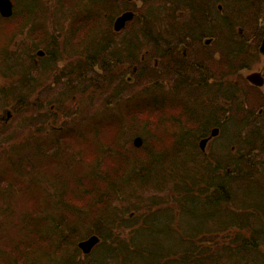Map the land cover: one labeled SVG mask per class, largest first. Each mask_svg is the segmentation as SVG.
<instances>
[{"label":"rangeland","instance_id":"obj_1","mask_svg":"<svg viewBox=\"0 0 264 264\" xmlns=\"http://www.w3.org/2000/svg\"><path fill=\"white\" fill-rule=\"evenodd\" d=\"M9 1L13 13L4 15L0 9V264H124L123 255L125 260L147 237L184 240L188 236L182 223L185 217H193L185 220L188 226L199 217L207 226L205 233L192 229L191 235L210 247L211 255H219L211 264H238L225 255L236 258V244L261 233L263 211L232 199L234 209L247 206L251 215L240 216L243 213L235 210L237 219L248 222L221 229L214 225L218 221L209 223L204 218L202 205L187 206L185 189L192 188L190 196L199 202L212 192L211 185L226 179L233 185L246 181L264 191V169L258 159L264 157V142L259 151H252L251 166H234L240 149L237 141L261 136L264 130L260 125L264 117V107L260 113L264 106L263 20L258 19L264 0H207L212 23L218 27L216 103L210 76L203 91L175 92L171 85L165 86L162 75L154 85V76L142 62L143 55L153 53L151 41L136 24L124 35L114 31L120 33L127 24L117 30L113 23L111 29V14L120 5L123 11L122 2L111 3V13L102 10L99 19L91 0ZM141 1L133 0L129 6L139 9L146 3L142 9L160 15L148 39H165L169 33L180 37L186 31L195 32L198 23H206L188 0ZM219 3L237 26L220 27L215 18L224 20L228 15L218 13ZM240 25L250 36L237 37L244 39L240 47L244 54L227 53L238 43L231 34L238 33ZM133 34L143 47L127 63L108 62L105 69L91 65L89 58H97V50L112 51V57L121 59L126 55L122 44ZM203 57L208 59V53ZM133 66L140 69L136 75ZM225 91L235 95L232 103ZM244 94L246 102L240 100ZM239 101L238 117L246 119L233 116ZM217 108L220 131L212 137L208 122ZM153 119L162 124L151 127ZM43 191L49 193L46 203L49 196L57 195L63 206L47 209V221L36 231L27 215L41 204ZM197 210L196 216L186 213ZM87 214H91L87 220L111 216L116 221L113 237L97 246L102 239L96 235L100 241L89 253L74 246L75 236L65 243L59 240L57 233L63 232L55 225L56 216H69L73 222ZM153 221L166 233L156 235L146 229ZM43 234L46 239L38 240ZM44 241H48L45 246ZM106 250L113 253L105 260L110 253ZM139 260L142 264L143 257Z\"/></svg>","mask_w":264,"mask_h":264},{"label":"trees","instance_id":"obj_2","mask_svg":"<svg viewBox=\"0 0 264 264\" xmlns=\"http://www.w3.org/2000/svg\"><path fill=\"white\" fill-rule=\"evenodd\" d=\"M91 1H92V3H94V11H92V12L95 13L96 17H99V19L101 17V13L104 10L107 12L110 11V9H111L110 4L111 3L122 2L125 5L123 7V11L126 9H130V8L134 9V7L132 8L131 6H129V3L126 2L125 0H91ZM142 1L144 2L145 0H142ZM144 4H146V3H144ZM221 4L219 3V5H218V9H219L218 13H220L221 15L227 14L228 16H226V17L224 16V20H217L216 18H215V20L218 21V24L220 25V27H228V28L232 29V27H235L238 25L236 22L237 20H235L234 17H233V19L229 18V14L227 13V8H225ZM188 5L191 7V9L193 11L199 12L201 14V16H204V19H208V20L213 19V17H211L210 10L208 8L207 0H202L201 2H195V4H193V2L191 0V2H189ZM120 6H118L119 8L116 7V8H118L117 10L115 8L116 11H114V14H111L110 25H111L112 30L114 29V28H112V26H113V23L115 20V13H117V14L121 13ZM220 6H221V8H219ZM134 10L137 12L135 18L130 23H128L127 26L125 27V29H123L120 33H117L115 31H114V33L116 35H118V34L124 35L134 24H136L139 27L140 31L142 33H144L143 37L145 39L150 40L151 43L157 42L158 40L148 39V37L150 36L151 32L156 27L155 25L158 22L159 12L158 13L156 11L150 12L149 10L147 11V9H140V8L134 9ZM109 13H111V12H109ZM207 13H209L208 15H210L209 16L210 19L208 18ZM261 13L262 14L258 15V19L260 20V18H261L264 21V8L262 9V6H261ZM241 27H243V26H241ZM239 31H240V28L238 29V33H239ZM245 32L249 36V32L246 29V27H245ZM231 35H234V38L241 36V34L237 35V33H235V32H232ZM157 39H158V37H157ZM228 39H229V37H228ZM109 43H111V42L109 41ZM109 45L111 46V44H109ZM122 47L126 50L125 51L126 55L125 56L121 55V59H119L120 56L118 58L112 57L111 56L113 54L112 51H104L103 54H101L102 51L97 50V54L99 56L97 58L96 57L89 58L91 65L93 67L97 66V65H101L105 69L106 68L105 66L108 62L115 63V64H116V62L127 63L129 61V59L133 58V55H135L134 52L138 48L142 49L143 42L142 41L138 42V37L135 34H133V35L125 38V40L122 44ZM231 49H234V48H230L227 53L235 54L234 51ZM236 51H237L236 53H240L243 50L241 48H239V51L238 50H236ZM242 54H244V53H242ZM116 55H117V53H116ZM105 58L110 60V61H108V60L104 61ZM28 82H29V80H28ZM205 92H207V90ZM224 93L226 95V98H228L229 100L235 99V95L232 97L230 95H227L226 91ZM237 93H239V91ZM234 107H235V111H234L233 116L237 117L238 120L246 119L245 118L246 116H244L241 119L238 117L239 116L238 114L240 112H242L241 106H234ZM262 107H264V106H262ZM212 112H213V110H212ZM212 112H211V114L213 115ZM217 115L219 117V109L218 108H217ZM261 118H262V121H260V125H264V117H261ZM212 119H213V117L210 118V121L208 122V124L210 123L209 126L213 128V126H215L216 124L214 123V119L213 120ZM153 120H150L151 121L150 122L151 127H152L153 123H154L155 127L160 126V124H162L159 120H154V121ZM218 124H219V122H218ZM150 125L148 124L147 126L150 127ZM210 127H209V129H211ZM238 137H239V135H238ZM245 140L246 141H244V142H242L240 140L237 141L240 144H236V145L240 149L237 150V152H236L237 156H236V160L234 162L235 167H242V164L251 166L250 162H251V158L253 156L252 151H257V150L259 151V149L257 147L259 146V144L261 142H264V130H263V134L261 136L258 135L257 137H255L253 139L252 138L251 139L246 138ZM252 143H254V144H252ZM246 144H249V147H247ZM199 155L201 156V152H199ZM182 159H183V156H182ZM258 159H259L260 163H262V167L264 169V157L261 159L260 158H258ZM192 160H194V159H192ZM55 162H56V160H55ZM233 171L235 172L234 169H233ZM237 184H240V185H233V183L231 181L226 179L225 181L220 182L216 185H211L212 192L209 194L207 199L204 200V202H199L197 200H194L195 198L190 196V194L191 195L193 194V193H191V192H193V189L192 188L190 189V187H187L185 189V195L187 194V199H188L186 201L187 206L191 207L193 205V207L196 208V205H202V207L205 208V210L204 209L203 210L206 212V214H205V212L203 213L204 218L208 219L209 223H213L212 221H218V224H214V225H216L217 227H218V225L223 227L221 229H225L224 227H227L228 225H230L232 223L245 224L248 222V220L243 221L242 219H237L235 217V213H234L235 210L243 213V214L239 213L240 216H250L251 215L247 211V206H243V207L240 206L238 209H234V207H233L234 200H232V199H235V202H238V204L250 205V207L253 208L257 212L263 211V218H262L263 224L261 227V233L259 232L256 235L252 236L251 238H253V240H251V241H248V242L243 241V242H240L239 244H236L238 247V251H236L235 254H233V255H235L236 258H233L230 255H225V256H227L229 259L235 260V263H238V264L240 262H242V263L251 262L250 264H264V191H263V188H260V189L254 188L250 184H248L246 181H245V183H237ZM263 184H264V181H263ZM41 194H42V196H40V197L41 198L43 197V199H41L39 201V202H41V204L37 205L38 208L35 211H33V213L27 215L28 218L30 216V218H29V220H30L29 223L31 222L30 226L33 224L34 228H37L36 231H39L38 227L43 229V227H41V225L42 224L45 225V223L47 221V218L45 216V212L47 211V209H49L51 211L53 209V207L56 208L57 205L60 206L63 203L62 199L58 198L57 195H56V198H54V199L52 198V196H49L50 199L47 200V198H49V197H47L46 198L47 203H46V201H44V197H46V195L49 193L43 191ZM253 197H257V198H253ZM72 202H71V204H72ZM62 206H63V204H62ZM214 208L216 210L210 212ZM240 210H245V211H240ZM195 211H191V212L194 213ZM191 212H186V213H188V215H193V216H196V214H198V210L194 214H191ZM34 216L37 219L39 218L38 219L39 222L36 221L38 223L35 222ZM90 216H91V214H87L85 216H83V215L79 216L73 222L71 221L73 219L69 216H59V217L56 216L55 225L58 229H60V232H63V233H57L59 235V238H60L59 240H62V242L65 243V241L68 239V237L73 238V236H75L74 241H77V242L74 244V246L76 248H79L78 243L82 240L89 238L92 235H98L102 239L97 246L102 245L103 240L110 239L113 237L112 230L116 224V221L112 220L111 216H108V217L103 216V218L102 217L98 218L97 216H92L91 217L92 220H87V219H89ZM192 218L191 217H185V219H183V222H182L184 225V228L186 229V232L188 233V236L184 239L185 241L181 239L182 241L177 240L178 242H175L176 239H173V238H170V241H169L167 237L165 239H163V238H161V239L160 238H148L147 237L145 243L140 245L141 247L131 249V253H129L126 256L125 260H124V255H123V261L122 262L124 264H138L140 261L139 257H143L142 264H157V262H159L160 264H211L212 261H215V259L216 260L218 259L217 257L219 255H211L210 251H209L210 247L205 246V245L202 246V244L198 243L199 242L197 240L198 237L191 235L192 229H196V231H198V232L200 231L201 233L202 232L205 233L208 230V228L205 229V227H207V226H204L203 219H199L200 217L196 220H193L194 223L192 225L188 226L187 223L189 221L188 220L185 221V220L186 219H192ZM69 219H71V220H69ZM258 221L261 222L260 220H258ZM155 225L156 224L153 221L149 224V228H146V229H150V232L152 230V232H155L156 235H162V234L166 233L165 232L167 230L166 228H160V227L158 228L157 225H159V224H157L156 226ZM146 233L148 234L149 232H146ZM41 239L42 240L46 239L44 234L38 240H41ZM200 240L204 241L202 239H200ZM234 240H239L238 236L234 235ZM46 244H48V241H46V242L44 241L43 245L45 246ZM184 245H186V246H184ZM261 247L263 248V252L261 251ZM248 248H249V250H247ZM95 249H96V253H97L99 251L98 247H96ZM106 251L110 252L108 250H106ZM78 252H80V251L78 250ZM111 253H113V252L105 254L104 259L106 260L109 257V255L111 256L112 255ZM129 257L132 258L130 260V263H128ZM94 261H95V259H94ZM77 264H79V263L77 262ZM95 264H98V262ZM99 264H101V262Z\"/></svg>","mask_w":264,"mask_h":264},{"label":"flooded vegetation","instance_id":"obj_3","mask_svg":"<svg viewBox=\"0 0 264 264\" xmlns=\"http://www.w3.org/2000/svg\"><path fill=\"white\" fill-rule=\"evenodd\" d=\"M191 2V0H188ZM193 1V0H192ZM197 1V0H194ZM263 1V0H261ZM263 9V4H262ZM207 16L209 18L210 15ZM213 17V16H212ZM204 19V16H202ZM210 19V18H209ZM262 20V19H261ZM206 23L200 24L197 26L196 31H186L185 34L183 33L180 37L174 34H168V37L165 39L160 37L156 40L157 42L151 43V49L153 53L149 56L143 55L142 62H144V66H148L151 72V76L155 79L154 85H157V82L160 80V75L163 76L164 84L166 86L171 85L173 91L175 92H184V89L190 88L193 91L201 90L203 91L204 88H207L209 85V81L207 79L211 78V85L213 87V103L218 102L216 93H219L220 87V75L217 68V65L214 63L216 62V56L218 55L219 46L217 39L218 34V27L216 24L209 23L208 19H204ZM262 27V26H260ZM244 31V32H243ZM198 32V33H197ZM239 33L242 35H246L245 27H240ZM237 33V35L239 34ZM234 39L237 40L238 43L232 44L227 49V52L230 48L237 54L236 50L239 51V48L242 46L243 37H240V40L235 37ZM233 39V40H234ZM264 39V22H263V38ZM261 41V42H262ZM207 46L210 48L208 51L205 49H200L201 47ZM260 53L262 52L261 47H259ZM150 52V51H149ZM208 53V59L205 60L203 57ZM240 53H243L240 52ZM239 53V54H240ZM199 55H202V58H199ZM197 56V58H196ZM212 56V57H210ZM162 59L164 62L161 63ZM36 63L38 61L34 60ZM209 65L207 67V63ZM205 66V69H204ZM140 72V69H137V66H133L132 74L136 75ZM159 74V75H158ZM158 75V76H157ZM156 77V78H155ZM159 83V82H158ZM240 93V91H239ZM229 100V99H228ZM227 100V101H228ZM233 100V99H232ZM229 100L230 103L233 101ZM240 100H244L246 102V95H241ZM236 103V106L240 105ZM21 105H23L21 103ZM182 106V105H180ZM262 111L260 112L263 115V107H261ZM214 115V116H213ZM212 115L214 119V123L216 124L213 128H220L218 124V115L216 112ZM212 119V120H213ZM218 137V136H217ZM218 140V139H217Z\"/></svg>","mask_w":264,"mask_h":264},{"label":"water","instance_id":"obj_4","mask_svg":"<svg viewBox=\"0 0 264 264\" xmlns=\"http://www.w3.org/2000/svg\"><path fill=\"white\" fill-rule=\"evenodd\" d=\"M5 3L6 2L4 0H0V9H1L2 13L4 15H5V13L7 15H9L10 13H13V6H12L11 2L9 0H7V5H5ZM5 6H6V9H5ZM132 18H133L132 12H125L124 14H122L120 17L117 18V20L115 22V28L117 30H120L122 27H124L126 25V22ZM263 50H264V46H263ZM214 133L216 134L217 130H215ZM98 241H99V238H97L96 236H92L89 239L81 242L79 244V246L82 248V250L85 253H89L93 249L95 244L98 243Z\"/></svg>","mask_w":264,"mask_h":264}]
</instances>
